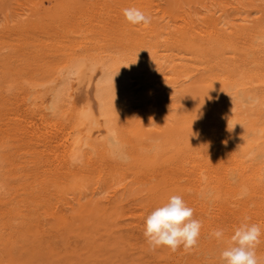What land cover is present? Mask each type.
<instances>
[{
	"label": "rangeland",
	"instance_id": "374dc122",
	"mask_svg": "<svg viewBox=\"0 0 264 264\" xmlns=\"http://www.w3.org/2000/svg\"><path fill=\"white\" fill-rule=\"evenodd\" d=\"M125 9L151 19L131 23ZM220 16L226 22L247 17V24L264 27V0H0V264H224L219 255L245 217L264 231V199L254 184L256 164L264 156L243 169L223 154L227 138L220 100L224 74L236 73L234 65L243 56L247 66L261 70L264 50H252L244 36L225 49L228 61H220L219 49L172 41L188 21L204 36L209 21ZM107 34H152L151 41H159L167 54L164 64H176L152 66L146 57L156 47L151 42L131 51L139 58L130 82L133 120L149 119L150 129L161 125L164 134L142 140L125 134L131 140L122 146L125 157L101 160L91 151L88 164L70 172L54 140L62 123L52 114L39 119L22 95L31 74L50 68L44 53ZM236 75L247 83L252 79L244 72ZM257 107L264 114V107ZM244 111L242 125L253 122L254 111ZM200 170L207 182L198 186ZM172 195L182 196L201 221L198 246L151 250L143 234L146 217ZM221 228L226 239L217 241L210 233ZM257 255L264 263V237Z\"/></svg>",
	"mask_w": 264,
	"mask_h": 264
},
{
	"label": "bare ground",
	"instance_id": "6f19581e",
	"mask_svg": "<svg viewBox=\"0 0 264 264\" xmlns=\"http://www.w3.org/2000/svg\"><path fill=\"white\" fill-rule=\"evenodd\" d=\"M234 8L237 7L234 5ZM248 19L247 17H242L238 19L239 21L233 20L232 22H226L221 16L214 17L209 21L210 28L203 33L204 36H199L197 34L198 27L192 24L190 20L177 29L179 33L178 35L172 36L174 37L172 41H182L184 44L199 48L211 47L213 49H219L217 56L220 61H228L224 56L225 49L227 47L235 48L236 39L240 37L247 36L250 38V47L252 50H264V27L259 26L257 22L252 25L247 24L248 22L250 23ZM106 26L101 27L103 31ZM110 26L113 27V23ZM181 28H185L187 32L184 33L183 31L184 34L181 33ZM99 31L100 33L102 32L101 29ZM156 33H158V31ZM109 35L110 36L107 34V36H104L102 39L79 40L71 43L63 50L56 49L51 53H44V56L50 62V68L47 71H40L36 75L31 74L29 87L25 90L24 95H22L23 102L28 106H26V109L29 108L30 111L35 112L36 116H39V119H45L48 114H52L62 123L60 132L56 133L54 140L56 141L55 143H57L55 146H58V150H60V160L70 172L76 168H80L85 162L87 163L92 157V155L90 156L91 151L96 152L101 160L110 159L115 161V157L120 156L122 153V146L131 141L125 134L135 135L136 138L138 137L140 140L151 137L152 134H156L155 137L160 133L162 134L159 136L164 134L161 125L151 130L150 128L153 122L149 119L142 122L133 120V91H131L130 82L132 77L135 76L133 74L135 72L137 73L135 68L139 58L135 59L131 51L135 47L144 46L146 42H151L150 44L156 47L151 50V53L145 54L152 66L157 68H164L167 66L175 68L176 64H164L166 62L164 56L167 54L160 51L159 46L161 45L159 41L158 43L151 41L152 34H150L148 38H146L145 35L131 37L130 35L123 34L120 38H116L113 36L114 34ZM246 57H240L238 59L240 62L234 65L236 66L234 69L237 72L246 73L249 77L252 76V79L250 78L251 80L248 83L238 78L236 75L237 72L232 76L224 74L223 79L220 81L222 94L225 95V98L224 95L220 97L221 106L223 107V111L225 110V112H223L224 121L222 130L226 132L227 138L224 141L223 154L228 155L231 160H233L235 163L234 166L242 167L243 169L250 165L249 161L254 157L264 156V114H259L257 107V105L264 107V68L261 70H253L252 67L247 66V63L250 61ZM158 74L159 76L163 74L162 69ZM203 75L202 78L204 77ZM226 85L227 87L224 88ZM162 92V87H159V93ZM144 96L147 97L149 95L146 94ZM255 102L257 103L255 106H247V103L251 105ZM175 104H177V102ZM243 104H246L245 109H243L244 107L242 108ZM179 106L180 105H178V107ZM189 107L191 108V106ZM235 108L241 112L236 111ZM244 110L254 111L253 113L255 116L252 118L254 119V121L252 120L253 122L248 124H245V122V125H242L244 116L241 114ZM190 111L191 110H189V112ZM48 117L50 116L48 115ZM56 118H54V120ZM245 119L247 118L245 117ZM186 125L188 126L187 123ZM155 137L153 136V139ZM207 151L209 152V150ZM57 156H59V154ZM259 161L255 167L254 184L259 188L261 192L260 195H262V199H264V182L261 180V178L264 177V161H261V159ZM200 173L196 177L198 186L207 182V179ZM226 173L227 172H225L224 175L228 174ZM225 181H228L227 177H225ZM210 261L212 260L210 259Z\"/></svg>",
	"mask_w": 264,
	"mask_h": 264
},
{
	"label": "clouds",
	"instance_id": "9594fccd",
	"mask_svg": "<svg viewBox=\"0 0 264 264\" xmlns=\"http://www.w3.org/2000/svg\"><path fill=\"white\" fill-rule=\"evenodd\" d=\"M131 23L149 22V17L137 10L134 14L124 10ZM245 217L228 238V246L220 253L224 264H261L257 248L262 243L264 231L259 224L250 223ZM202 223L194 218V209L189 207L180 195H172L168 201L155 208L144 223V237L151 250L167 247L175 252L181 246L188 251L200 239ZM217 241H223L224 229L210 233Z\"/></svg>",
	"mask_w": 264,
	"mask_h": 264
}]
</instances>
